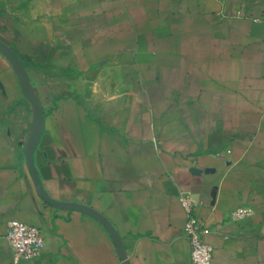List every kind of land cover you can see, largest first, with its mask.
Returning <instances> with one entry per match:
<instances>
[{
	"label": "crops",
	"instance_id": "crops-1",
	"mask_svg": "<svg viewBox=\"0 0 264 264\" xmlns=\"http://www.w3.org/2000/svg\"><path fill=\"white\" fill-rule=\"evenodd\" d=\"M28 16L0 2V43L43 110L42 193L36 112L0 50V264L12 221L43 232L31 264H192L190 214L212 264H264V0H66Z\"/></svg>",
	"mask_w": 264,
	"mask_h": 264
},
{
	"label": "built area",
	"instance_id": "built-area-1",
	"mask_svg": "<svg viewBox=\"0 0 264 264\" xmlns=\"http://www.w3.org/2000/svg\"><path fill=\"white\" fill-rule=\"evenodd\" d=\"M237 213L243 215L246 211L239 210ZM207 232L196 217L188 215L183 233L190 243L192 264H212L213 248L204 240ZM7 240L13 264L33 263L46 247L42 230L20 221L9 224Z\"/></svg>",
	"mask_w": 264,
	"mask_h": 264
},
{
	"label": "water",
	"instance_id": "water-1",
	"mask_svg": "<svg viewBox=\"0 0 264 264\" xmlns=\"http://www.w3.org/2000/svg\"><path fill=\"white\" fill-rule=\"evenodd\" d=\"M0 50L10 59V61L13 63L16 70L18 71L19 77L23 83V86H24L26 92L29 94L28 99H29L30 103L32 104V106L34 107V110L36 112V119L31 124L30 136H29L28 143L26 144V155H27V162H28L29 168L32 172V175H33L37 185H38L39 190L42 193V187H41V184L38 180V176L36 174L34 164H33V153H34V148L39 143L40 135L42 134V131H43V127L41 124L43 110H42V107L38 104V102L31 96L32 90L28 84V81L25 78L24 69H23V66H22L21 62L19 61V59L12 53V51L10 49H8L2 43H0ZM43 196L45 197V195H43ZM86 210H87V212L91 213L92 215L97 217L99 220H101L106 226L110 227L108 222L100 214L96 213L95 211H93L91 209H86Z\"/></svg>",
	"mask_w": 264,
	"mask_h": 264
},
{
	"label": "rangeland",
	"instance_id": "rangeland-1",
	"mask_svg": "<svg viewBox=\"0 0 264 264\" xmlns=\"http://www.w3.org/2000/svg\"><path fill=\"white\" fill-rule=\"evenodd\" d=\"M66 0H0L3 7L20 15H31L36 12H43L50 7L60 6L64 4Z\"/></svg>",
	"mask_w": 264,
	"mask_h": 264
}]
</instances>
